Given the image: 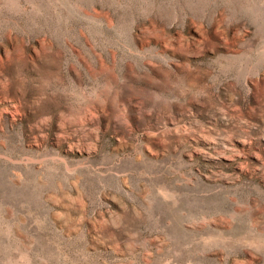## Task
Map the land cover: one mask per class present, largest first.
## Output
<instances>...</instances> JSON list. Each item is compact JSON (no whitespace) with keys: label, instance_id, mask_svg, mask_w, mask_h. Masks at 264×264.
I'll use <instances>...</instances> for the list:
<instances>
[{"label":"rangeland","instance_id":"obj_1","mask_svg":"<svg viewBox=\"0 0 264 264\" xmlns=\"http://www.w3.org/2000/svg\"><path fill=\"white\" fill-rule=\"evenodd\" d=\"M0 264H264V0H0Z\"/></svg>","mask_w":264,"mask_h":264},{"label":"bare ground","instance_id":"obj_2","mask_svg":"<svg viewBox=\"0 0 264 264\" xmlns=\"http://www.w3.org/2000/svg\"><path fill=\"white\" fill-rule=\"evenodd\" d=\"M210 210V209H209ZM254 223V222H253ZM256 230V229H255Z\"/></svg>","mask_w":264,"mask_h":264}]
</instances>
